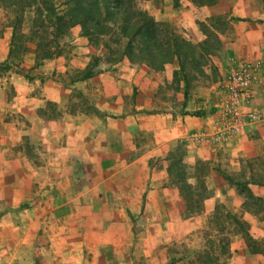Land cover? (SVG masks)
<instances>
[{"label": "crops", "instance_id": "crops-1", "mask_svg": "<svg viewBox=\"0 0 264 264\" xmlns=\"http://www.w3.org/2000/svg\"><path fill=\"white\" fill-rule=\"evenodd\" d=\"M178 2L161 12L154 9L161 8L156 0H147L144 8L156 21L181 26L229 9V15L264 18L253 0ZM33 16L24 12L15 28L13 13L0 6V264H25L24 257L38 264H131L128 241L102 227L130 222L131 194L138 192L131 178L149 173L150 159L164 161L180 141L187 162L225 161L227 171L264 153L263 78L251 86L248 99L262 118L217 139L216 111L189 99L183 104L181 82L167 89L174 58L158 70L131 63L120 58L118 48L99 51L78 26L51 40L53 27ZM232 33L221 62L249 55L264 65V27L233 25ZM39 39L51 42L39 47ZM165 168L151 173H167ZM215 182L211 200L225 202L232 189L220 176ZM153 190L166 192L157 185ZM103 197L112 200L106 208L99 204ZM102 209L111 210L112 221H105ZM244 215L251 227L264 228L256 214L248 217L244 210ZM259 237L264 240V229ZM248 242L246 235L235 234L229 249L243 264H264V248Z\"/></svg>", "mask_w": 264, "mask_h": 264}, {"label": "rangeland", "instance_id": "rangeland-1", "mask_svg": "<svg viewBox=\"0 0 264 264\" xmlns=\"http://www.w3.org/2000/svg\"><path fill=\"white\" fill-rule=\"evenodd\" d=\"M62 0H55L60 5ZM147 0H133V3L141 9ZM161 8L154 5V9L174 8L179 5V0H156ZM202 2L203 0H197ZM253 8L261 15L264 13V0H253ZM8 10V9H7ZM28 11H26V14ZM228 12L218 16L195 19L191 25L181 26L169 19H158L174 33L191 43L204 41L208 48L201 59L200 71L190 69V80L187 89L189 101L200 102V107H207L210 111H217L221 92V82L234 65L241 60H251L259 64L251 68L252 80L264 79V65L261 60L243 55L236 60L221 62L223 44L233 40V25H252V27H264V18L249 19L229 15ZM98 41L99 51H102V41ZM125 39H121L117 45H111L110 52L121 51ZM120 58H125L120 55ZM126 59V58H125ZM146 62H136V64ZM172 63V59L165 64ZM147 65V64H146ZM73 69L70 75H76ZM221 73V74H220ZM179 83L166 85L167 89H175ZM172 101V99H171ZM170 106H173L171 103ZM188 108V107H186ZM195 109V110H194ZM183 111V107L178 109ZM196 111V108H192ZM180 143V144H179ZM183 141L177 142L173 150L164 157V161L149 160V173H143L142 177L131 178L132 187L136 192L131 194L130 222L126 225L114 220L116 224L104 225L102 232L105 234L118 233L121 241H128L126 247L127 258L131 264H200L199 257L206 251L214 257L216 264H243L241 259L229 249V238L235 234L246 235L248 245L254 249L264 248V240L259 237V226H250L245 221L244 210L247 216L256 214L264 220V153L255 159L239 161L238 170H226L225 161L196 160L187 162L183 152ZM167 165V166H166ZM165 168L167 173H151L152 170ZM218 171V173L211 172ZM220 176L231 188L225 202H218V197H213L214 187L217 186L215 177ZM118 181V179H116ZM127 181V180H126ZM165 188L166 192H151L154 186ZM259 187L260 194H256L253 188ZM144 189L141 192L138 189ZM99 198L102 194L98 195ZM117 201L123 200L121 196ZM241 204L238 205V201ZM112 200L100 199L99 204H105ZM101 214L107 221H112L113 213L109 209H102ZM122 222V221H120ZM124 236V238H123ZM25 264H38L37 259L24 257ZM264 263V258L262 259Z\"/></svg>", "mask_w": 264, "mask_h": 264}, {"label": "trees", "instance_id": "trees-1", "mask_svg": "<svg viewBox=\"0 0 264 264\" xmlns=\"http://www.w3.org/2000/svg\"><path fill=\"white\" fill-rule=\"evenodd\" d=\"M0 6L13 13L15 28L23 13L31 11L34 20L53 27L51 40L68 28L78 26L80 35L94 44L106 36L102 45L108 50L125 39L120 55L131 63L144 61L158 70L174 58L176 68L172 71L171 82L182 83L183 104L191 76L189 70L199 72L202 56L209 52L204 41L191 43L169 28L161 27L166 25L154 20L133 0H62L60 5L54 0H0ZM51 40L39 39L37 46L45 47ZM199 259L200 264H216L206 251Z\"/></svg>", "mask_w": 264, "mask_h": 264}, {"label": "built area", "instance_id": "built-area-1", "mask_svg": "<svg viewBox=\"0 0 264 264\" xmlns=\"http://www.w3.org/2000/svg\"><path fill=\"white\" fill-rule=\"evenodd\" d=\"M251 60L238 61L221 82L219 107L214 119V137L227 138L239 133L246 124L262 118V114L248 106L252 80L251 68L258 67Z\"/></svg>", "mask_w": 264, "mask_h": 264}]
</instances>
